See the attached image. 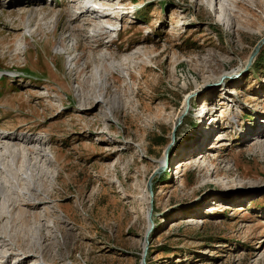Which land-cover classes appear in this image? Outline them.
<instances>
[{"label": "rangeland", "instance_id": "obj_1", "mask_svg": "<svg viewBox=\"0 0 264 264\" xmlns=\"http://www.w3.org/2000/svg\"><path fill=\"white\" fill-rule=\"evenodd\" d=\"M87 1L0 0V264H264V0Z\"/></svg>", "mask_w": 264, "mask_h": 264}, {"label": "bare ground", "instance_id": "obj_2", "mask_svg": "<svg viewBox=\"0 0 264 264\" xmlns=\"http://www.w3.org/2000/svg\"><path fill=\"white\" fill-rule=\"evenodd\" d=\"M98 1L102 2V3H105V5L110 6V7H112V5H114V0H98ZM87 3H88V1H87ZM85 8L86 7H84V9ZM84 11L85 12H82L84 14L85 13L94 14V11L91 10V9H85ZM130 11L137 12V11H133V10H130ZM95 13H100V12L97 11ZM99 18L105 20L104 23H106V19L105 18H110V14L100 13V15L98 16V19ZM104 23H102V25ZM101 61H102V63L105 61L104 57L101 58ZM103 70L104 71L106 70V68L104 66H103ZM80 95H84V93L81 92ZM88 99L85 100V102H87ZM85 102H83V103H85ZM1 139H6V137L0 135V186H4V185L8 184L9 186H6V187L9 188V189H14L13 191H16V193H18V194H19V191H20V194L23 191V190H21L20 187L24 188V186H25V193H22V195L30 193L29 191L33 187L32 181L34 180L35 177L33 176L34 178L32 179V176L30 174H27V173H23L22 174V172H21L22 166H18V161H19V157L18 156H21V158L24 159L25 157L28 156V153H30V154H34L36 156L41 157L44 162L47 161L48 163H50V160L46 159L47 156L44 154V151H42L41 147H39L37 145V143L39 141L38 142H35V141L32 142L31 141L30 142L28 140H23V139L17 138V139H14V140H16V142L12 143L10 141H7V139H6V141H3ZM30 158H31V156H30ZM27 163H28V161H27ZM27 163H25V166H26ZM163 163L165 165V159H164ZM160 164H162V163H160ZM28 166H29V164H28ZM41 166H42V164H41ZM28 170H31V169L28 168ZM164 170H166V167L164 168ZM38 175H39V173H38ZM20 182L21 183L23 182L24 186H22L23 184L20 185L21 184ZM0 199H2V203H4V205H5L0 210H4L7 207V202H6V198L4 197V195L2 193H0ZM28 201H30V199Z\"/></svg>", "mask_w": 264, "mask_h": 264}, {"label": "water", "instance_id": "obj_3", "mask_svg": "<svg viewBox=\"0 0 264 264\" xmlns=\"http://www.w3.org/2000/svg\"><path fill=\"white\" fill-rule=\"evenodd\" d=\"M186 109H187V106H186ZM168 147H169V146H168ZM168 147L166 148L165 155H164V156H165V165H164V163L161 164V166H162L161 168H162V169H164V168L166 167V165H167V162H166V161H167V156H168ZM149 190H150V189H149ZM150 192H151V190H150ZM142 263L144 264V260H142Z\"/></svg>", "mask_w": 264, "mask_h": 264}]
</instances>
